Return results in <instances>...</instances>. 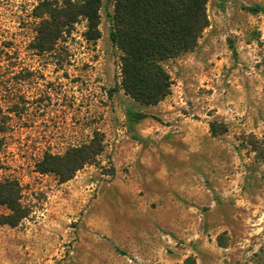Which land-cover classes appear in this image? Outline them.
Masks as SVG:
<instances>
[{"label": "rangeland", "instance_id": "rangeland-1", "mask_svg": "<svg viewBox=\"0 0 264 264\" xmlns=\"http://www.w3.org/2000/svg\"><path fill=\"white\" fill-rule=\"evenodd\" d=\"M38 2L0 0V179L19 181L29 210L0 225V264H260L264 0H207L208 26L164 62L171 91L155 105L118 87L110 0L96 41L79 19L46 51L33 48ZM94 132L104 145L94 164L63 182L36 171L45 151ZM133 229L164 243L154 261L133 253Z\"/></svg>", "mask_w": 264, "mask_h": 264}, {"label": "trees", "instance_id": "trees-1", "mask_svg": "<svg viewBox=\"0 0 264 264\" xmlns=\"http://www.w3.org/2000/svg\"><path fill=\"white\" fill-rule=\"evenodd\" d=\"M110 1L109 37L120 51L118 87L139 104L155 105L171 91L172 80L164 62L193 50L208 26L207 0ZM100 5L101 0H39L33 48L49 50L79 19L85 21L84 38L96 41L100 37ZM127 116L135 122L144 117L135 112ZM103 148L102 134L94 132L87 142L61 153L45 151L35 162V169L63 182L85 165L94 164ZM0 206L6 209L0 213V225L16 226L28 215L17 179H0ZM183 264L196 262L187 257Z\"/></svg>", "mask_w": 264, "mask_h": 264}, {"label": "crops", "instance_id": "crops-1", "mask_svg": "<svg viewBox=\"0 0 264 264\" xmlns=\"http://www.w3.org/2000/svg\"><path fill=\"white\" fill-rule=\"evenodd\" d=\"M129 235H131V237H132V241L130 243V246H131V249H132L133 253H135V255H137L138 257H140V259H143L141 253H145L146 252L147 259H144L145 261H152V260L154 261L155 254H153V252L155 251V249L157 247L161 246L159 244H162V245L164 244L162 242V243H156V244L151 243V245H146L144 243V239L147 240V241H150V239H151L150 236L149 235H145V234L143 235V234L137 232L136 229H133L131 234H129ZM159 235L163 239V241L167 237H170L169 234H167V233H165L163 231H160ZM138 236H141V238H138ZM157 239L158 240L160 239L159 236H157ZM132 264H138V263H137V261H132Z\"/></svg>", "mask_w": 264, "mask_h": 264}]
</instances>
